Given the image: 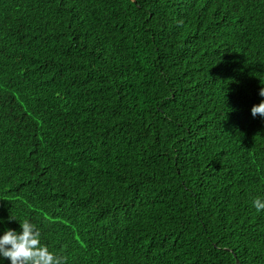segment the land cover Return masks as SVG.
Returning <instances> with one entry per match:
<instances>
[{
    "label": "trees",
    "instance_id": "obj_1",
    "mask_svg": "<svg viewBox=\"0 0 264 264\" xmlns=\"http://www.w3.org/2000/svg\"><path fill=\"white\" fill-rule=\"evenodd\" d=\"M261 87L264 0H0V232L64 264H264Z\"/></svg>",
    "mask_w": 264,
    "mask_h": 264
},
{
    "label": "clouds",
    "instance_id": "obj_2",
    "mask_svg": "<svg viewBox=\"0 0 264 264\" xmlns=\"http://www.w3.org/2000/svg\"><path fill=\"white\" fill-rule=\"evenodd\" d=\"M258 95L264 97V87ZM250 112L254 118L259 115L264 119V99L254 104ZM253 207L257 212L264 211V199H254ZM0 257L6 258L9 264H64L62 256L41 242L40 229L29 220L19 223V230L8 228L0 232Z\"/></svg>",
    "mask_w": 264,
    "mask_h": 264
}]
</instances>
